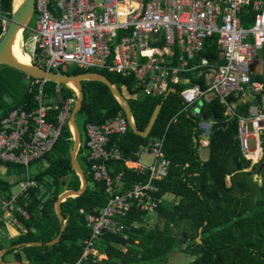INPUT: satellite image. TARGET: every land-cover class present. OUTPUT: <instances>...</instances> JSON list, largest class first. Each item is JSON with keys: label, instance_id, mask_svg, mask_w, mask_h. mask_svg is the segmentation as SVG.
<instances>
[{"label": "built area", "instance_id": "obj_1", "mask_svg": "<svg viewBox=\"0 0 264 264\" xmlns=\"http://www.w3.org/2000/svg\"><path fill=\"white\" fill-rule=\"evenodd\" d=\"M35 12L37 25L28 28L32 63L63 74L75 66L132 76L143 95L156 97L166 96L177 89L175 84L183 83L178 92L182 110L199 116L205 104L219 98L227 113L239 118L246 158L253 165L264 159V109L257 103L258 97L264 98V0H35ZM10 22L11 16L0 4L4 33ZM213 37H218L219 59H197ZM28 39L23 35L24 44ZM188 74L198 82L192 83ZM35 80L40 86L36 107L28 110L22 104L0 122V161L24 166L27 171L51 152L77 99L75 95L60 102L47 100L43 92L47 81ZM62 86H57L61 95ZM246 103L249 113L239 114L238 105ZM50 111L58 112L59 125L47 120ZM201 126L207 130L203 123ZM129 128L127 116L121 114L101 124H85L82 144L87 162L94 180L105 185L109 199L100 214L86 217L91 237L77 264L101 260L96 242L105 234L128 239L123 221L133 206L152 215L164 202L156 196L159 187L155 182L169 174L165 138L124 158L111 138ZM144 155L153 161L143 164ZM113 162H124L129 170L147 176V181L125 189L124 173L113 176ZM29 175L19 183L18 192L0 194V232L3 219L8 226H18L16 214L29 217L22 202L37 186Z\"/></svg>", "mask_w": 264, "mask_h": 264}, {"label": "trees", "instance_id": "obj_2", "mask_svg": "<svg viewBox=\"0 0 264 264\" xmlns=\"http://www.w3.org/2000/svg\"><path fill=\"white\" fill-rule=\"evenodd\" d=\"M0 4L11 16L13 0H0ZM28 33L26 29L23 33L25 39ZM3 35L0 24V41ZM218 42V37L209 40L197 59L209 57L218 60ZM87 72L100 73L117 84L121 92L123 88L127 90L134 98L133 103L129 102L138 127L141 130L146 128L162 96L143 95L134 77L124 78L106 70L84 71L76 68L66 74ZM188 75L192 83L198 82L193 74ZM257 79L262 80L260 76ZM35 81L18 70L0 66V122L22 104H27L28 110L36 107L34 99L40 86L35 85ZM57 86L53 82L45 84L43 92L47 100L60 102L76 95L73 88L64 85L61 95L57 93ZM81 86L83 101L79 113L85 115L84 126L87 122L101 124L117 115H126L105 84L85 81ZM175 86L178 91L164 97L159 116L147 137L129 128L127 133L111 138V144H116L124 158L158 138H165L164 153L170 162L169 174L155 182L159 187L156 196L163 197L164 202L152 215L133 206L123 221L128 239L123 235L105 234L96 242V249L108 259L103 262L91 259L87 264H154L167 260L176 251L193 257L192 264H264V169L260 170L264 159L253 165L246 158L239 136V118L227 113V106L219 98L205 104L199 116H195L182 110L178 92L184 84ZM249 107V103L238 105L237 112L248 114ZM57 115V111H50L47 120L59 125ZM199 119L212 122L209 157L203 162L198 155ZM193 136L197 139L195 142ZM261 138L264 148V133ZM73 147V133L66 122L51 152L34 162H43L38 172L31 174L24 166L0 161V194L12 193L15 185L26 180L27 174L37 183L30 189V197L22 202L29 217L16 214L21 233L10 237L6 221H1L4 232L0 238V251L9 249L2 258L5 263L77 264L83 256L86 242L91 237L86 217L100 214L109 199L105 185L93 178L85 144H82L79 153H82L88 166L87 172L81 166L88 188L80 197L68 198L61 204L66 221L65 231L59 243L46 245L61 233L62 223L55 211L59 196L67 190L78 191L81 188L80 178L71 164ZM110 166L113 176L124 173L125 189L147 181V176L129 170L124 162H113ZM199 227L202 228L199 236L201 243L196 241ZM33 241L43 242V245L17 247Z\"/></svg>", "mask_w": 264, "mask_h": 264}, {"label": "water", "instance_id": "obj_3", "mask_svg": "<svg viewBox=\"0 0 264 264\" xmlns=\"http://www.w3.org/2000/svg\"><path fill=\"white\" fill-rule=\"evenodd\" d=\"M34 13H35V0H21L17 6L14 5V0H13V10L11 14V22L0 41V66H8L10 68L18 70L32 79L45 80L47 82H53L58 85H64L67 87H70L72 85L73 87H75L76 92H77L76 94L77 99H76L73 111L71 113V116L69 117L68 124L71 128H73V139H74V147L71 152L72 169L76 172V174L80 178L81 188L78 191H75V190L65 191L59 196L55 204V211H56L57 217L59 218V221L62 223V226H61L60 235L56 239L46 243L47 246H53L60 242L62 234L66 228V221L64 220V217L62 214L61 204L64 201H66L68 198L80 197L81 195L85 193V191L88 188V180L78 161L79 151L82 147V135H81L80 129L76 122V115L77 113L81 111V106H82V101H83V92H82L81 83L85 81H92V82H100V83L105 84L110 89L115 99L122 106L129 120L131 130L134 133L141 135L142 137H147L150 134L159 116L163 101H161V103H159L156 106L146 128L144 130H141L139 129L138 124L135 120L134 112L132 110L129 100L120 91L118 85L111 82L106 76L100 73H94V72H87V73H82V74H77V75H68V74L48 71L32 62L21 61L18 57H16L12 48L14 46V43L18 39L19 34L23 36L24 31L30 27V22L34 16ZM176 90H177L176 88H173L170 90V92L175 93ZM202 123L205 127H207V130H209L210 124L208 122H202ZM262 169H264V162L262 163L260 170ZM201 229H202L201 227L198 228V235L196 237V241L199 243H201V240L199 237L201 234ZM26 245H43V242H35V241L24 242L22 244L17 245V247H22ZM8 251H9L8 248L2 249L0 251V263L1 264H27L25 262L23 263V262H16V261L5 263L2 260V258L5 254L8 253Z\"/></svg>", "mask_w": 264, "mask_h": 264}, {"label": "rangeland", "instance_id": "obj_4", "mask_svg": "<svg viewBox=\"0 0 264 264\" xmlns=\"http://www.w3.org/2000/svg\"><path fill=\"white\" fill-rule=\"evenodd\" d=\"M20 1L21 0H19V2ZM37 18H38V15H37V12H35L32 20L30 22V28H35L36 27ZM28 34H29L28 35V37H29L31 35V33L29 32ZM28 37H27V39H28ZM27 41H28V43H27ZM27 41H25V44H24V42L22 40V44L21 45H22V51L24 52L25 56L30 59V43H31V41L29 39ZM73 69H76V67L75 66H71L70 70H73ZM122 92L125 94V96L128 98V100L130 102H132V103L134 102L133 96L127 90H125L123 88ZM84 119H85V115L84 114H82V113H78L77 114L76 122H77V125H78L81 133H82L83 140L85 141L86 136H85ZM199 136H200V138H208L209 137V135H204V136L199 135ZM252 147H254V140H252ZM198 155H199L200 159H204L205 157H208V155H209L208 147L199 146ZM78 161H79L80 165L84 168V170H86V172H87L88 171V166H87V163L84 161L82 153H79ZM142 161H143V163L150 164L153 161V159L149 155H144L142 157ZM42 163H32L30 165V167H29L30 173L34 174V173L38 172L39 168H41L43 166ZM256 178H258V176H256ZM18 191H19V186L15 185L13 187V189H12V192L16 193ZM18 228L21 229V227H18ZM193 259H194L193 257L182 253V251H176V253L173 256L171 254L167 258V260L165 259L166 261L165 260L163 262L162 261L161 262L158 261L157 263H154V264H192ZM144 264H146V263H144Z\"/></svg>", "mask_w": 264, "mask_h": 264}, {"label": "crops", "instance_id": "obj_5", "mask_svg": "<svg viewBox=\"0 0 264 264\" xmlns=\"http://www.w3.org/2000/svg\"><path fill=\"white\" fill-rule=\"evenodd\" d=\"M71 87V86H70ZM74 89V88H73ZM76 90V89H74ZM176 93V92H175ZM165 97V96H164ZM163 97V99H164ZM260 98V101L258 100ZM162 99V101H163ZM257 103H259L261 105V107L264 106V98L262 99V97H258L257 98ZM200 122L198 124V139H199V146H202V147H208V144H209V137L208 138H200L199 135H209V132H210V127H211V124L212 122H208L210 124V127H209V130H204L203 127L201 126L202 125V122H207V121H203L202 119H199ZM196 130V127L194 128ZM197 139L195 136H193V141L195 142ZM83 141V140H82ZM263 147V146H262ZM263 151H264V148H263ZM209 157V155H208ZM208 157H205L204 159H201V161H207L208 160ZM200 158V157H199ZM143 162V161H142ZM145 165H148L147 163H143ZM227 182H228V185L230 184V177L227 178ZM20 227L19 225L18 226H13V225H9L8 226V231L10 234H12L13 236H17L21 233V229L18 228ZM3 232H4V229L2 232H0V238L3 237ZM124 250H127V248H124ZM101 256V260L98 261V262H103L104 260H107L108 257L107 256H104V255H100ZM27 264H29L27 261L25 262ZM87 264V263H86ZM139 264H144L143 262L139 263Z\"/></svg>", "mask_w": 264, "mask_h": 264}, {"label": "bare ground", "instance_id": "obj_6", "mask_svg": "<svg viewBox=\"0 0 264 264\" xmlns=\"http://www.w3.org/2000/svg\"><path fill=\"white\" fill-rule=\"evenodd\" d=\"M19 0H14V5L17 6L19 4ZM22 40H23V36L21 34H19L18 39L16 40V42L14 43L13 46V52L16 55V57H18L21 61L24 62H31V60L29 58H27L24 54V52L22 51ZM72 88L75 89V87H73L71 85Z\"/></svg>", "mask_w": 264, "mask_h": 264}]
</instances>
